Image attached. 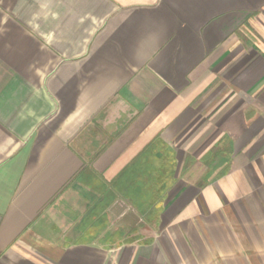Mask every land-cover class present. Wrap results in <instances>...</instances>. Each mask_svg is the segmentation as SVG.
I'll return each mask as SVG.
<instances>
[{
	"label": "crops",
	"instance_id": "1",
	"mask_svg": "<svg viewBox=\"0 0 264 264\" xmlns=\"http://www.w3.org/2000/svg\"><path fill=\"white\" fill-rule=\"evenodd\" d=\"M0 264H264V0H0Z\"/></svg>",
	"mask_w": 264,
	"mask_h": 264
},
{
	"label": "trees",
	"instance_id": "2",
	"mask_svg": "<svg viewBox=\"0 0 264 264\" xmlns=\"http://www.w3.org/2000/svg\"><path fill=\"white\" fill-rule=\"evenodd\" d=\"M141 203H143V204H144V203H145V202H144V200H142V201H141ZM148 206H149V205H148Z\"/></svg>",
	"mask_w": 264,
	"mask_h": 264
}]
</instances>
